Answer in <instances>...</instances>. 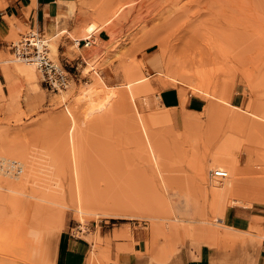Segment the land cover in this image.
<instances>
[{
	"label": "rangeland",
	"instance_id": "rangeland-1",
	"mask_svg": "<svg viewBox=\"0 0 264 264\" xmlns=\"http://www.w3.org/2000/svg\"><path fill=\"white\" fill-rule=\"evenodd\" d=\"M78 6L73 29L42 33L57 62L67 34L91 40L78 60L81 78L66 88L46 89L41 71L0 42V264H53L64 231L84 237L95 224L120 226L126 235L142 233L144 253L159 250L154 259L163 264H178L183 249L230 251L237 242L246 249L261 246L264 0H79ZM9 22L4 42L30 29ZM73 51L78 52L76 45H69L65 54ZM15 61L32 66L36 79L14 69ZM97 78L106 91L116 92L102 107L104 92L86 94ZM144 83L149 88L136 97L135 107L129 88ZM169 86L179 90L180 107L159 104V89ZM188 95L198 100L197 108L186 101ZM70 115L77 122L74 147L84 198L98 210L118 207L136 217H80L66 197L73 161ZM225 154H232L240 167L237 196L244 199L226 196L225 207L217 210L208 193L216 179L210 172L220 167L214 159ZM39 189L58 196L63 192L64 206L54 220L39 217L34 224L33 209L26 204ZM231 212L242 221L232 222ZM101 241L97 235L94 247Z\"/></svg>",
	"mask_w": 264,
	"mask_h": 264
},
{
	"label": "crops",
	"instance_id": "crops-1",
	"mask_svg": "<svg viewBox=\"0 0 264 264\" xmlns=\"http://www.w3.org/2000/svg\"><path fill=\"white\" fill-rule=\"evenodd\" d=\"M78 3L79 0H0V42L3 43L2 46H5L4 37L11 30L10 20H16L20 25L29 26L31 29L36 28L40 34L45 32L57 34L62 30L69 32L75 25ZM99 36L101 39H106V32L100 30ZM83 39L76 40L68 34L62 38L59 46V60L63 64L72 66L79 62V59H83L87 46L92 45V43L85 45ZM69 45H76L78 52L73 51L72 56L65 54ZM157 99L159 104L166 108L180 107L182 103L179 90L172 86L160 88ZM186 101L193 108L198 107V100L191 98L190 95ZM238 217H240L239 214L230 213L232 222L234 219L240 223L242 220ZM103 226L107 225L102 224L97 228L95 224L91 233H87L84 237L64 231L56 243L53 264H155L156 262L163 264L165 262L155 260L156 256L152 254V251L153 258L144 253L146 237L142 233L131 230V234L126 235L120 230V226H117L115 230L113 227L104 228ZM97 235L102 238L98 249L94 247ZM236 245L230 251L222 247L209 246H201L194 250L183 249L177 263L264 264V243L259 247L255 246L254 249H246L241 246L240 242Z\"/></svg>",
	"mask_w": 264,
	"mask_h": 264
},
{
	"label": "bare ground",
	"instance_id": "bare-ground-1",
	"mask_svg": "<svg viewBox=\"0 0 264 264\" xmlns=\"http://www.w3.org/2000/svg\"><path fill=\"white\" fill-rule=\"evenodd\" d=\"M90 31L92 30L93 28V24H90L88 25L87 27ZM87 29V30H88ZM88 38V37H86ZM45 39V38H44ZM18 40V39H17ZM15 40V41H17ZM46 40V39H45ZM79 40V39H78ZM5 45L6 47L8 48V41L5 42ZM9 49V48H8ZM159 49V48H158ZM11 52V50H10ZM162 51L159 50V53H161ZM164 52V51H163ZM165 54V52H164ZM17 58H20L22 59L23 61H26V62H29L31 64H34L36 67V63L33 62V61H29V60H26V59H23L17 55H15ZM166 56V55H165ZM16 62V61H15ZM15 64V63H14ZM169 59L166 57V64H165V68L166 69H170L169 67ZM15 68L14 69H17L19 72H22L29 80H35L36 79V73L33 69L32 66H29L28 64H20L19 62L15 64L14 66ZM38 68V67H37ZM143 79H138L136 82H139V81H142ZM101 78H97L95 79V82L90 85V88L86 91L87 93L86 94H90L91 97H93L92 95H96V96H99L100 95V92H104V95H103V98L101 100H99V105L100 107L106 105L107 102H109V100L114 96L116 95L115 91H106L104 89V87H102L101 85ZM129 87H130V84H128ZM148 83H144L142 86H140L139 88L137 89H132L131 87L129 88V92H128V97L130 99V101L135 105L136 107V104H135V99L136 97L139 95V93L141 94V92H144L145 90H148L149 86ZM87 89V88H85ZM84 91V90H83ZM85 93V92H84ZM138 104V103H137ZM236 112V111H235ZM234 113V112H233ZM237 113V112H236ZM235 113V116L234 114H232V117L231 119L233 118H236L237 115ZM251 115H255V116H258V114L256 113H253V112H250ZM141 115V114H140ZM234 116V117H233ZM141 117V116H140ZM69 120V132H70V144L72 143V164L71 162L69 164H71V173H72V176H71V181H70V185H69V188H68V196L66 195V197L69 199L68 200H71L74 205H75V208L77 210V212L80 213V217L83 216V214H86L88 216H93V217H98V216H111V217H132V215H135V213H132L129 211L128 212H125V211H122L120 210V208L118 207H115V208H105V207H102L101 209L102 210H98V208L100 207H95L91 200L90 202L88 200H86L84 198V192H82V187H81V180H80V176H79V172H80V162L78 161V155L76 152V147L77 145H75L74 143L76 142L75 141V138H74V135H73V129L75 128L76 126V119L74 118L73 115H70V117L68 118ZM69 142V141H68ZM74 145L76 147H74ZM150 153H151V158L152 160L154 161V163H156V160H157V155H156V152L154 151L153 147L150 145ZM70 149V148H69ZM159 159V157H158ZM224 159H229L230 162L229 163H225L224 162ZM159 161V160H158ZM214 164L217 165V166H220V167H216L215 169H212L213 171L215 170H226L227 171V176L223 179H212L213 182H212V186L210 184V189L208 190V193H210V195H212V206L214 209H217V210H221L225 207V202H222L223 199H225L226 196H237L239 195L241 192V179L239 175V172H240V167L238 166V163L237 161L235 160L234 156L232 154H225L224 156H220L219 158H216L214 159ZM221 167H224L226 169H223ZM204 165H201L200 167V172H201V176H202V179L203 181L205 180V173H204ZM80 169V170H79ZM211 170V171H212ZM216 180V181H214ZM208 181V180H207ZM245 184V183H244ZM11 185V184H9ZM11 186H14V185H11ZM9 187V186H8ZM7 188V187H5ZM15 188V187H14ZM17 188V187H16ZM11 188H9L10 190ZM254 189V188H253ZM14 190V189H13ZM16 190V189H15ZM18 190H19V187H18ZM17 191V190H16ZM30 191V190H29ZM15 192V191H14ZM23 192V191H22ZM240 192V193H239ZM16 193V192H15ZM13 193V195L15 194ZM18 193V191H17ZM21 193V192H20ZM12 194V193H11ZM10 194V195H11ZM244 194V193H243ZM261 194V192H260ZM16 195V194H15ZM245 195V194H244ZM247 195V194H246ZM263 195V194H262ZM22 195L20 194V196L17 194L16 197H20V198H23L21 197ZM32 197V199H28L27 201V204L26 206L30 209H33V217L34 219L36 220H32V222L37 223V220H39L38 218H43V219H47L49 221H52L55 219V217L57 216L56 213L58 212L57 210H59V208L61 206H64V198H65V195L63 194V192L58 196L56 194H53L51 192H42L40 191H37V192H34L33 194L30 195ZM29 196V197H30ZM238 197V196H237ZM247 197V196H245ZM251 197V196H250ZM227 198V197H226ZM231 198V197H230ZM239 199H244L243 197L239 196L238 197ZM12 199H15L13 196L11 198V201L12 202H16V200H12ZM19 199V198H18ZM234 199V197H233ZM238 199V200H239ZM253 199V198H252ZM20 200V199H19ZM67 200V199H65ZM18 201V200H17ZM22 201V199H21ZM21 201L19 203H21ZM14 202V203H15ZM94 202V201H93ZM155 202V201H154ZM160 202L161 199H160ZM243 202V201H242ZM16 205H18V202L15 203ZM158 204V203H157ZM159 205V204H158ZM158 209V208H157ZM160 213V212H159ZM130 215V216H129ZM136 217V215H135ZM150 217V216H149ZM159 217V216H158ZM134 218V217H133ZM157 218V217H156ZM163 218V217H161ZM165 218V216H164ZM155 219V218H154ZM159 219V218H158ZM202 222L206 220V217H202L200 219ZM29 221V220H28ZM36 221V222H35ZM158 221H162V220H158ZM32 222H30L32 224ZM153 223V222H151ZM157 223V222H156ZM30 224V225H31ZM158 224V223H157ZM161 224V223H160ZM159 224V225H160ZM155 225V224H154ZM173 227V226H172ZM172 229V228H171ZM175 229V228H174ZM33 231V230H31ZM157 231V230H156ZM172 231V230H171ZM174 231V230H173ZM155 232V231H154ZM165 233V230L163 231ZM159 233V232H158ZM176 234V233H175ZM172 235V234H170ZM177 235V234H176ZM261 235V234H260ZM163 236V235H162ZM167 237V232L166 234L164 235ZM264 236V234H263ZM165 237V238H166ZM172 237V236H171ZM205 238V237H204ZM208 238V237H207ZM168 240V239H167ZM173 240V239H172ZM175 241V240H174ZM172 242V241H171ZM151 245V244H150ZM30 247V246H29ZM120 249V248H119ZM121 250V249H120ZM133 250V249H132ZM155 250V249H154ZM160 251L159 250H155L153 251V248H152V254L154 256H157Z\"/></svg>",
	"mask_w": 264,
	"mask_h": 264
},
{
	"label": "built area",
	"instance_id": "built-area-1",
	"mask_svg": "<svg viewBox=\"0 0 264 264\" xmlns=\"http://www.w3.org/2000/svg\"><path fill=\"white\" fill-rule=\"evenodd\" d=\"M83 41L85 45L91 43L88 38H84ZM8 48L12 54L36 63L42 74V84L46 89L58 91L81 78V72H79L80 62L67 66L60 60L55 61L51 56L46 40L37 30L34 31L30 28L29 31L20 33L17 41H8ZM210 175L212 178H223L227 176V171L212 170ZM80 226L81 223L77 225L78 230H82Z\"/></svg>",
	"mask_w": 264,
	"mask_h": 264
}]
</instances>
